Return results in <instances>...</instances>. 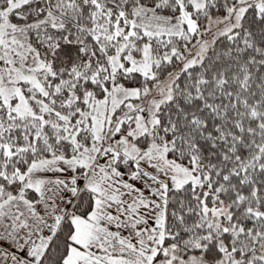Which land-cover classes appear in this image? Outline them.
I'll return each instance as SVG.
<instances>
[{
	"label": "snow or ice",
	"instance_id": "snow-or-ice-1",
	"mask_svg": "<svg viewBox=\"0 0 264 264\" xmlns=\"http://www.w3.org/2000/svg\"><path fill=\"white\" fill-rule=\"evenodd\" d=\"M0 264H264V0H0Z\"/></svg>",
	"mask_w": 264,
	"mask_h": 264
}]
</instances>
